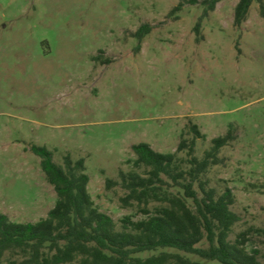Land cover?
I'll use <instances>...</instances> for the list:
<instances>
[{
    "label": "rangeland",
    "instance_id": "obj_1",
    "mask_svg": "<svg viewBox=\"0 0 264 264\" xmlns=\"http://www.w3.org/2000/svg\"><path fill=\"white\" fill-rule=\"evenodd\" d=\"M186 1L0 0V212L10 221L36 223L57 201L33 146L45 147L58 166L65 156L83 159L95 206L118 227L126 217L146 219L124 208L125 191L107 189L106 180L143 172L133 145L176 153L195 125L204 136L198 158L232 132L207 177L235 196L240 221L230 239L249 233L246 248L262 259L264 18L253 2L236 29L239 0H221L197 40L203 0ZM146 24L151 31L137 49L134 34Z\"/></svg>",
    "mask_w": 264,
    "mask_h": 264
},
{
    "label": "trees",
    "instance_id": "obj_2",
    "mask_svg": "<svg viewBox=\"0 0 264 264\" xmlns=\"http://www.w3.org/2000/svg\"><path fill=\"white\" fill-rule=\"evenodd\" d=\"M220 1L200 2L203 12L194 27L197 40L202 20ZM253 2L264 18V0H239L236 29L247 20ZM182 6L180 2L172 13ZM150 31L146 24L134 34L137 49ZM190 132L191 139L181 140L172 154L158 153L145 143L133 145V164L143 172H121L119 184L106 180L107 189L120 185L125 191L119 199L124 208L136 207L146 216L140 221L126 217L120 227L95 206L83 159L74 162L65 156L63 166H58L45 147H31L57 201L36 223H15L0 212V264H203L191 257L217 264H264L259 251L246 248L249 233L230 239L240 221L232 210L235 196L227 186L219 193L207 177L222 163L220 152L234 140L232 132L212 139L201 158L196 156V143L204 136L195 125ZM181 152L185 159L178 158Z\"/></svg>",
    "mask_w": 264,
    "mask_h": 264
}]
</instances>
